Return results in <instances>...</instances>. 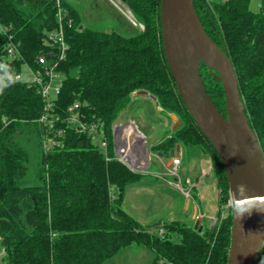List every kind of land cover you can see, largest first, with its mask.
<instances>
[{
    "label": "trees",
    "instance_id": "1",
    "mask_svg": "<svg viewBox=\"0 0 264 264\" xmlns=\"http://www.w3.org/2000/svg\"><path fill=\"white\" fill-rule=\"evenodd\" d=\"M143 24L133 35L80 25L75 7L61 0L73 18L66 27L68 49L59 65L63 82L48 112L62 116L79 103L86 121L101 124L107 154L86 132L57 120L39 121L44 99L33 85L4 81L0 91V263L103 264L135 243L153 253L147 264H225L230 244L231 207L222 162L187 111L168 69L160 34V0H123ZM55 0H0V26L20 41L24 58L34 64L44 35L53 29ZM208 36L231 60L249 126L264 156V0L257 10L249 0H193ZM6 34L0 31V60ZM200 75L214 105L225 115L220 80L200 63ZM146 89L162 110L180 119L154 143L165 152L179 143L184 159L210 152L218 207L201 229L181 219L151 227L121 206L124 189L143 181V172L114 157L112 125L132 92ZM63 128L57 134V129ZM43 137L58 141L45 149ZM160 156V154H159ZM167 192L174 193L165 189ZM178 239H175V238ZM264 258V237L255 264Z\"/></svg>",
    "mask_w": 264,
    "mask_h": 264
},
{
    "label": "water",
    "instance_id": "2",
    "mask_svg": "<svg viewBox=\"0 0 264 264\" xmlns=\"http://www.w3.org/2000/svg\"><path fill=\"white\" fill-rule=\"evenodd\" d=\"M159 19L162 48L175 88L223 165L232 213L225 264H255L264 237V201L256 202L261 211L253 207L251 214L245 212L242 217L234 210V202L243 199L247 203V197L264 196V156L249 126L231 60L206 33L193 0H160ZM200 63L222 84L225 115L205 89ZM170 116L175 118L174 114ZM179 124L175 122L172 128ZM173 153H177V146L170 149L169 154ZM157 154L164 157L160 151ZM237 185L244 187L238 189ZM193 227L201 229L196 214Z\"/></svg>",
    "mask_w": 264,
    "mask_h": 264
},
{
    "label": "rangeland",
    "instance_id": "3",
    "mask_svg": "<svg viewBox=\"0 0 264 264\" xmlns=\"http://www.w3.org/2000/svg\"><path fill=\"white\" fill-rule=\"evenodd\" d=\"M66 1L69 5L76 8L81 26L99 30L114 29L124 35H133L144 27L142 26L140 28L139 25H133L129 21L128 16L124 12L132 16L137 23L140 22L138 17L134 15L123 0ZM249 7L252 10H257L259 7V0H249ZM171 114L174 113H166L161 108H158L155 99L153 100L151 97L141 98L135 95L134 97L131 96L127 106L121 110L115 118L114 122L117 121L116 124H118V122H126L129 119H133L137 129L144 135L141 142L144 141L143 146L145 148L149 147V151H146V155H148V164L143 170L145 171L143 172L144 178L156 179L153 172L160 168L159 165H156L160 156L157 154V150L153 145L165 132L170 130L171 124L177 121L180 122L176 114H174V119L170 117ZM159 119H162L164 122H160ZM113 140L114 137H112V141ZM139 141L140 140L134 142L133 147L137 148V143ZM93 142L100 148L98 136L95 137ZM111 149L113 154H116L114 148L112 147ZM165 154V156H169V152H165ZM143 155L146 156L145 153H143ZM127 166L129 168L131 167L130 164ZM130 169L134 170V168ZM178 170L180 174L198 175L199 202L196 203L194 200L193 203L197 204L199 208L200 206L203 208L205 207L207 212L211 213L210 217L214 218L217 206V193L215 194L214 191L216 187V185H214L215 175L212 168V156L210 152H201L198 157L185 158L182 164L178 166ZM165 176L170 180L174 178V176L170 174ZM183 202L184 200L181 199H175L169 202L168 195L158 192L151 187L129 185L124 190L121 206L142 224L147 225L150 230L153 229L157 232L161 225L154 228L150 226L156 221L162 222L163 220L175 218L181 219L190 225L194 224L195 219L191 217L192 204L187 208V212H185ZM228 204L230 205V197L224 206L223 212H225V207ZM201 212H203L202 209ZM175 239L178 238L176 237ZM152 255V251L147 246L132 243L122 248L112 257L106 259L103 264H147L150 262Z\"/></svg>",
    "mask_w": 264,
    "mask_h": 264
},
{
    "label": "built area",
    "instance_id": "4",
    "mask_svg": "<svg viewBox=\"0 0 264 264\" xmlns=\"http://www.w3.org/2000/svg\"><path fill=\"white\" fill-rule=\"evenodd\" d=\"M54 3L57 24L53 29L45 32L44 48L35 57L34 64H30L24 58L20 48V41L15 40L12 33L8 32L9 28L7 26H0V31L6 34V41L3 47L6 59L0 60V78H3L4 81H20L35 86L44 99L43 111L38 117L39 121L52 126L54 121L59 120L63 124L65 123L66 127H73L78 132H86L92 141L98 136L100 149L104 151L106 158H110L107 154V141L101 124L94 121H86L85 114L80 110L79 103L73 102L68 104L62 116L54 112H48L53 105V99L59 93L62 86L63 74L59 69V65L68 49L66 27L71 26L73 21L67 9L63 7L61 0H55ZM124 13L133 25H139L140 28L143 26L140 22L137 23L132 16L126 12ZM62 130L63 128H58L57 134L61 133ZM112 131L114 137L113 148L116 152L114 157L127 165L130 164L134 170L140 169L142 163L139 160L141 158L139 150L129 144L127 145V142L118 134L117 124L112 125ZM57 142L54 138L43 137V147L45 149L54 146ZM179 164L180 157L173 154L168 170L166 172H159L156 175L162 178H166L165 174L173 175V180H169L168 182L189 198L190 188L185 187L184 184H188L191 187L194 185V182L190 178L183 177L180 174L178 170ZM196 216L200 217L201 213L197 212ZM157 233L162 235L164 228L160 226ZM159 264L168 263L161 261Z\"/></svg>",
    "mask_w": 264,
    "mask_h": 264
},
{
    "label": "crops",
    "instance_id": "5",
    "mask_svg": "<svg viewBox=\"0 0 264 264\" xmlns=\"http://www.w3.org/2000/svg\"><path fill=\"white\" fill-rule=\"evenodd\" d=\"M139 96L141 98H144V97H151L150 96V93L147 92V93H141V92H138V90H135L132 92V95L131 96ZM153 100L155 98L151 97ZM158 106V105H157ZM158 108H160L158 106ZM171 117V116H170ZM160 122H164L162 121V119H159ZM117 122V121H116ZM115 122V124H116ZM130 122L133 123V126L135 127V129L137 131H139L137 129V126L135 124V121L133 119H129L128 121L126 122H118L117 126H118V134L121 135V137L123 138V140H125L127 142V145L129 144L130 146H133L134 145V142H137V140H140L137 144H138V147L136 149L139 150V155L141 158H139L140 162L142 163V167L140 169H138V171H141V172H145L143 171L145 168H146V165L148 164V160H147V157L148 155H146V148L143 146V142H141L142 140V137H144L143 133L141 131H139L141 133V138L135 136L134 134H131V130H130ZM174 125L171 124L170 125V129H173L172 126ZM133 137V138H132ZM131 139V140H129ZM158 141V140H157ZM156 142V141H155ZM175 146H177V153H173L174 155H178L180 157V164H182V162L184 161V149L183 147L181 146V144L177 143ZM174 146V147H175ZM143 153H145L146 156L143 155ZM171 156L169 154V156H164L162 157L160 155V157L158 158V162H157V166L159 165V169L155 170L153 173L155 174L154 176L156 177V179H150L148 177H146L143 181H140V182H137V183H131L129 185H137V186H143V187H148V188H153L155 190H157L158 192H162L166 195H168V201H173L175 199H181V200H184L183 202V206H184V209H185V212H187V208L192 204V212H191V217H193L195 219V214L197 212H200L201 213V216L198 217L199 218V223L203 222L204 220H209V223L212 221V217H210L211 213L207 212V209L204 207H201L200 208L202 209L203 212H201V209L199 208V206L197 204H194V200L197 202H199V194H198V183H199V178H198V175H187V174H184L182 173L181 175L183 177H188L191 179L192 182H194V185L193 186H189L188 184H184L185 187L187 188H190V197L187 198L181 191H179L175 186L171 185L168 181L170 179H167V178H162L158 175H156L157 173L159 172H166L168 170V168L170 167L171 165ZM192 157H198L197 156H191ZM200 157V156H199ZM131 166V165H130ZM132 168V166L130 167ZM143 168V169H142ZM193 174V173H191ZM165 175H168V174H165ZM148 176V175H146ZM127 185V186H129ZM214 185H215V178H214ZM126 186V187H127ZM125 187V188H126ZM215 187V186H214ZM165 189L167 190H170L174 193H170V192H167ZM125 190V189H124ZM214 191H215V188H214ZM217 192H215L216 194ZM124 194V193H123ZM217 197V195H216ZM217 207H218V203H217V206H216V210H217ZM216 210H215V213H216ZM213 213V212H212ZM130 214V213H129ZM134 217V216H133ZM170 219H175V218H170ZM169 219V220H170ZM138 220V219H137ZM139 221V220H138ZM195 222V220H194Z\"/></svg>",
    "mask_w": 264,
    "mask_h": 264
},
{
    "label": "clouds",
    "instance_id": "6",
    "mask_svg": "<svg viewBox=\"0 0 264 264\" xmlns=\"http://www.w3.org/2000/svg\"><path fill=\"white\" fill-rule=\"evenodd\" d=\"M3 88V78H0V91ZM243 185H237L238 189H242ZM247 203L243 199H237L234 202V210L237 212L238 215L241 217L245 212L251 214L252 208L256 207V210L261 211V209L257 206V201H264V196H254V197H247ZM260 264H264V258L261 259Z\"/></svg>",
    "mask_w": 264,
    "mask_h": 264
},
{
    "label": "bare ground",
    "instance_id": "7",
    "mask_svg": "<svg viewBox=\"0 0 264 264\" xmlns=\"http://www.w3.org/2000/svg\"><path fill=\"white\" fill-rule=\"evenodd\" d=\"M129 127H130V130H131V134H134L135 136L141 138V136H142L141 133L135 129V127L133 126V123L132 124L130 123Z\"/></svg>",
    "mask_w": 264,
    "mask_h": 264
}]
</instances>
